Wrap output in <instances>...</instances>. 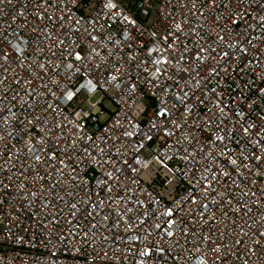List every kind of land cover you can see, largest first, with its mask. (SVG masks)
<instances>
[{
	"label": "built area",
	"instance_id": "2783aa9c",
	"mask_svg": "<svg viewBox=\"0 0 264 264\" xmlns=\"http://www.w3.org/2000/svg\"><path fill=\"white\" fill-rule=\"evenodd\" d=\"M0 264H264V0H0Z\"/></svg>",
	"mask_w": 264,
	"mask_h": 264
},
{
	"label": "rangeland",
	"instance_id": "374dc122",
	"mask_svg": "<svg viewBox=\"0 0 264 264\" xmlns=\"http://www.w3.org/2000/svg\"><path fill=\"white\" fill-rule=\"evenodd\" d=\"M98 97H95L93 101H95ZM105 105L112 108V105L108 101H105Z\"/></svg>",
	"mask_w": 264,
	"mask_h": 264
},
{
	"label": "snow or ice",
	"instance_id": "6c2138e0",
	"mask_svg": "<svg viewBox=\"0 0 264 264\" xmlns=\"http://www.w3.org/2000/svg\"><path fill=\"white\" fill-rule=\"evenodd\" d=\"M234 163V162H233Z\"/></svg>",
	"mask_w": 264,
	"mask_h": 264
}]
</instances>
